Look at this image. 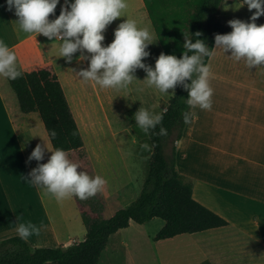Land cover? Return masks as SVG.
Returning a JSON list of instances; mask_svg holds the SVG:
<instances>
[{"label": "crops", "instance_id": "obj_1", "mask_svg": "<svg viewBox=\"0 0 264 264\" xmlns=\"http://www.w3.org/2000/svg\"><path fill=\"white\" fill-rule=\"evenodd\" d=\"M126 2L128 7L123 16L108 25L103 33V45L114 40L113 29L119 23L133 19L140 27L149 26L153 34L154 43L146 49L150 53L148 57L156 56L157 45L164 53L145 1ZM64 3L65 0H59L55 16L50 15V20L58 17ZM242 3L243 0H224L222 4L219 19L230 31L229 20L249 21L255 11L250 12L247 4L241 6ZM17 19L14 9H8L7 0H0V40L15 53L18 67L33 68L38 64L37 58L48 54L47 62L53 64L60 77L90 163L88 166L67 153L68 158L80 165L78 171L105 173L103 171L112 168L115 162V157L109 153L110 141L102 140L93 130L89 132L88 114L78 111L79 107H72L65 87L67 76L86 69L89 61L84 60L80 69H76L74 62L75 68L67 72L59 54L50 51L48 43L51 40L42 34L18 33ZM256 23L264 24V15ZM230 54L215 48L214 41L212 55L206 64L211 72L212 109L190 108L194 116L176 142V167L193 181L194 197L224 217L228 224L156 240V234L165 223L162 218V222H154L155 218L146 223L131 221L129 226L111 235L98 264H264V65L250 69L243 60L236 61ZM153 65L155 67V62ZM138 74V80L131 85L143 91H138L134 97V107L154 112L159 108L165 110L172 90L159 102L158 90L147 87L143 81L147 74L143 71ZM7 81L0 76V241L17 235L18 223H31L40 228L39 235L28 238L34 246H68L83 240L87 228L75 197L57 201L26 180L38 164L35 159L26 163L36 144L45 142L54 147L39 112H23ZM116 135L115 132V141ZM50 155L46 149L39 163H46ZM124 188L116 189L119 195L122 193L121 198L115 191L110 195L124 202L126 207L135 200L137 193ZM98 194L106 203L105 217H111L118 209L107 212L108 195Z\"/></svg>", "mask_w": 264, "mask_h": 264}, {"label": "clouds", "instance_id": "obj_2", "mask_svg": "<svg viewBox=\"0 0 264 264\" xmlns=\"http://www.w3.org/2000/svg\"><path fill=\"white\" fill-rule=\"evenodd\" d=\"M59 0H7L8 9H14L18 33L42 34L49 40L59 41V57L71 63L74 54L80 53L79 61H89L88 67L77 73L84 81H94L102 88H128L134 80L137 69H143L147 87H154L160 93L175 91L180 85L188 91L186 103L190 108L199 107L211 111L213 89L210 86V66L204 58L212 52L202 39L195 42L184 34L183 53L180 58L163 52L157 57L155 67L144 63L150 53L146 50L153 42L149 26L140 27L133 19H126L114 30V40L107 46L102 45L103 33L128 7L126 0H65L60 14L55 19V9ZM249 11L253 9L249 21L231 19L227 23L232 31L215 34V48L222 49L236 61L243 60L250 69L264 65V24L257 25V19L264 15V0H243ZM240 6V7H241ZM200 37V31L195 32ZM191 53V55L189 54ZM75 71V70H74ZM15 53L0 40V76L9 80L21 78ZM191 83H187V81ZM138 91H143L139 89ZM164 112L159 113L140 107L134 118L138 127L147 135L150 130L162 124ZM194 116L193 112L182 113L185 123ZM51 137L56 136L53 129ZM160 136L167 135V129L160 128ZM148 148V145H142ZM51 153L46 163L45 150ZM35 159L38 164L32 168L26 180L37 186L45 196L51 195L57 201L72 197L87 200L104 191L106 179L100 175L90 177L85 171H78L80 165L68 158L62 148H51L47 143H37L27 162ZM19 220V218H18ZM19 237L27 241L40 228L34 224L18 223Z\"/></svg>", "mask_w": 264, "mask_h": 264}, {"label": "trees", "instance_id": "obj_3", "mask_svg": "<svg viewBox=\"0 0 264 264\" xmlns=\"http://www.w3.org/2000/svg\"><path fill=\"white\" fill-rule=\"evenodd\" d=\"M144 1L165 54L181 57L184 34H188L193 42L204 40L212 52L215 34L231 32L219 19L224 0ZM197 31L202 33L200 37L192 35ZM209 57L204 58L205 64ZM19 69L22 77L8 81L18 97L21 110L39 112L54 149L62 148L70 157L89 164V152L53 64L45 62L29 70ZM187 98L188 91L178 85L163 110L162 124L147 135L136 124L134 113L138 109H129L141 147L148 145V148L142 147V151L149 153L143 188L131 204L119 208L107 218L104 215L106 203L99 194L87 200L75 197L87 228L85 239L68 246L47 247L34 246L17 234L0 241V264H46L48 261L98 264L111 235L129 226L131 221L146 223L156 217L162 218L165 223L156 234V240L227 225L224 217L194 197L193 181L176 167V142L182 137L186 125L182 113L190 110ZM161 127L167 129L166 136L158 135ZM53 129L55 137L50 135Z\"/></svg>", "mask_w": 264, "mask_h": 264}, {"label": "rangeland", "instance_id": "obj_4", "mask_svg": "<svg viewBox=\"0 0 264 264\" xmlns=\"http://www.w3.org/2000/svg\"><path fill=\"white\" fill-rule=\"evenodd\" d=\"M59 14L60 13H57V16H59ZM115 29H113V39ZM59 43V41L51 40L48 43L50 51L59 54ZM103 44L104 43L102 42V45ZM160 53L161 49L159 45H157L156 56L145 58L144 63L154 68L153 62H156V59L160 55ZM79 55V52L74 54L73 60L70 65L71 67L63 57H59V59L64 62L63 67H66L67 72H70L75 68L72 64L74 62L76 63V69H80L83 66V61H79L77 59ZM47 56L48 54H45L37 58L36 63L41 64L47 62L49 60ZM24 69L29 70L31 68L29 67ZM142 71L146 73L143 69H137L135 72V76L137 77L138 75H140L138 73ZM7 82L8 88H10L13 97L18 100V97L11 87L9 81ZM65 87L69 92L72 107L74 109L79 107L80 109H78V111L81 110V112L85 115L88 114L89 132L91 133V130H93L94 132L100 134L102 140L106 142H108V140L110 141V143L108 142V144L110 145L108 147L109 153L110 155L115 157L113 167L109 170L103 171L105 172L103 174H97L96 172H94L93 174V172L90 171L88 172V174L90 177L100 175L105 179H108L106 180L107 186L105 185L104 187V189L106 188V192H102V195H108L109 206L107 212H113L115 209L117 210L121 207H124L125 203L121 200H118L117 197L110 195V193L112 191H115L117 193L116 189H122L125 187L124 189L126 190H135L137 194L134 199H136L141 193L145 178L147 176L149 153H143L140 139L138 138L136 132L132 127L131 116L128 112L131 108H137L134 107V97L138 95V89H134L131 84L128 86V88L121 89L102 88L94 81H84L77 75V73L73 72H71L70 75L67 76ZM164 94L166 93H160L158 91V95L160 97L158 99L159 102L164 101ZM173 94L174 93L172 90V93L168 95V102ZM161 111V108L156 110L157 113ZM115 132L117 134L116 141L113 137ZM111 143H114V146ZM111 145L113 146V148H111ZM97 170L102 171L100 169ZM119 197H122V193H120ZM162 221L163 220L161 218L156 217L154 222Z\"/></svg>", "mask_w": 264, "mask_h": 264}]
</instances>
